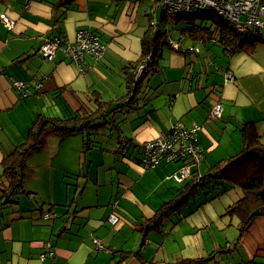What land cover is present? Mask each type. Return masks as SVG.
Listing matches in <instances>:
<instances>
[{
    "label": "crops",
    "instance_id": "0c3cea01",
    "mask_svg": "<svg viewBox=\"0 0 264 264\" xmlns=\"http://www.w3.org/2000/svg\"><path fill=\"white\" fill-rule=\"evenodd\" d=\"M52 1L0 0V13L13 20L10 29L0 20V161L25 138L35 113L59 116L66 110H93L100 102L106 103L116 108L111 116L117 128L111 126L109 132L124 150L117 174L125 188L120 197H114L112 185L109 197L89 201L37 197L45 203L38 216L37 202L34 206L26 197L13 196L11 203L0 208V264H187L209 256L222 264H264V217L253 219L240 234L235 226L238 218L223 215L225 207L240 195L238 188L209 202H201L199 196L190 198L178 213L151 230L143 243L137 230L181 186L171 178L177 163L142 168L139 157L144 141L166 134L177 120L185 126L199 124L203 159L195 168L203 174L240 150L243 122L254 121L264 137V42L249 51L228 53L213 39L179 33L172 36L178 50L172 45L164 47L155 69L146 72L139 88L128 94L124 68L140 55V39L154 0H72L59 9L52 7ZM58 27L66 41H72L79 28L98 32L106 45L100 60L92 62L85 56V70H81L61 50L53 60L44 59L39 47ZM260 35L264 39V30ZM226 72L233 76L231 81H225ZM39 79L42 87L37 91L34 86ZM12 80L29 84V93L21 96ZM218 102L221 113L212 117L209 111ZM101 128L108 127L91 131L90 147L106 150L93 143ZM49 134L40 149L28 155V165L47 159L52 168L57 160L54 167L67 171L72 156L78 167L84 165L80 162L81 134ZM120 139L128 142L120 147ZM24 187L38 196L41 193L28 172ZM49 203L55 206L51 217L44 219L42 213L48 211ZM56 207L64 209L54 212ZM111 213L118 216L115 224L107 220ZM47 241L53 246V256L40 258L47 252ZM225 248L230 251L217 253ZM124 251L131 253L122 258Z\"/></svg>",
    "mask_w": 264,
    "mask_h": 264
},
{
    "label": "trees",
    "instance_id": "16d2710c",
    "mask_svg": "<svg viewBox=\"0 0 264 264\" xmlns=\"http://www.w3.org/2000/svg\"><path fill=\"white\" fill-rule=\"evenodd\" d=\"M71 1L54 0L52 1V7L59 9L61 6L65 7V5L70 4ZM151 8L153 10L147 14L148 26L140 39V55L136 61L128 63L124 68L128 94L130 90L134 93L139 88L146 72L148 73L150 70L155 69L161 58L163 48L171 46L172 42L175 43L171 30L176 29L178 24H183L179 29L180 34L196 39H213L221 44L223 50L228 53L249 51L257 42H264L260 35L261 30L250 28L244 31H237L226 20L209 11L186 15L165 13L159 4V0H154ZM169 19L171 20L170 23L173 24L170 28H168ZM55 32L56 35L65 38L61 28H56ZM98 36L100 37V34ZM176 50H178V45ZM145 61L147 63L136 76L139 64H143ZM135 78L137 79L136 81ZM28 86L29 84H27L26 90H29ZM24 90H18L21 96H24ZM100 103L93 110L82 107L75 111L66 110L59 116H51L43 112L34 114L25 138L16 144L12 150L5 153L0 161V208L6 206L9 202L11 203L12 197L15 195L17 197L24 196L31 200L37 199V192L24 187L28 172L27 158L31 152L40 149L42 140L47 133L55 134L59 137L81 134L83 139L80 153L82 162H80L83 163L87 152L91 149L89 138L91 131L97 130L102 125L107 126L108 129L112 126L113 129V126L118 123L111 116V113L116 108L107 106L106 103ZM113 122L114 125H112ZM116 128L114 129L116 130ZM240 133L242 140L240 150L209 166L203 174H199L195 168L203 159V151L200 144L202 156H200L198 161L194 162L189 157H179L168 162L178 164L174 171L184 165H189L190 175L179 182L175 181V183L181 185L177 192L170 199L161 203L156 210L157 213H155L156 216L154 218L151 217L137 229L140 232L142 243L151 230L159 228L164 218L178 213L190 198L199 196L202 200L201 202H209L226 193L229 189L238 188L240 195L237 200L225 207L223 215L238 218L235 226L240 234L248 229L253 219L259 216L264 217V142L256 130L254 121L243 122L240 127ZM127 142L128 140L126 141L125 139L119 141L120 147ZM141 146L142 144L140 148ZM118 149L121 151L120 148ZM122 151L124 152L123 149ZM140 160L141 150L139 163ZM208 184H211V186H208ZM203 195L204 197H202ZM44 205L45 203H40L38 210L42 211ZM54 206L55 204L53 203L47 205L48 211L42 213L44 219L51 217V211ZM255 210L258 212L255 213ZM45 244L49 246V248H46L47 251H53V246L49 241L45 242ZM219 250L217 249V253L228 252L230 248ZM130 253L131 251H124L122 258L127 257ZM212 261L214 264H222L215 256L193 259L186 263L209 264Z\"/></svg>",
    "mask_w": 264,
    "mask_h": 264
},
{
    "label": "built area",
    "instance_id": "2783aa9c",
    "mask_svg": "<svg viewBox=\"0 0 264 264\" xmlns=\"http://www.w3.org/2000/svg\"><path fill=\"white\" fill-rule=\"evenodd\" d=\"M159 4L165 13L186 15L199 14L203 12H212L226 20L237 31L246 29L264 30V0H159ZM0 20L7 29L12 28L13 20L4 12L0 13ZM172 47L177 49L176 43H171ZM106 45L98 36V33L89 28H79L76 30L73 40L66 41L60 35H53L45 38L39 47V53L46 60H53L58 50H61L69 62L77 63L81 70H85L82 60L85 56L92 62H97L102 57ZM147 62L139 67L137 75L141 68ZM136 75V76H137ZM230 72L225 73V81H231ZM137 80V79H136ZM11 84L17 90H24V96L28 94L27 84L23 81L12 80ZM35 89H41L42 80L35 83ZM221 103H215L209 114L212 117H218L221 113ZM201 126L193 123L190 127H185L181 121H176L170 125L166 134L158 135L148 139L141 146L140 165L145 170L153 169L161 163H168L176 158L189 157L194 162L200 159L201 149L198 141V132ZM190 166L184 165L171 174V178L179 182L189 177ZM47 216V215H46ZM107 220L115 224L118 216L115 213L109 214ZM93 241L103 248L98 238ZM49 248L48 244H45ZM53 251L41 253L40 258L50 257Z\"/></svg>",
    "mask_w": 264,
    "mask_h": 264
},
{
    "label": "rangeland",
    "instance_id": "374dc122",
    "mask_svg": "<svg viewBox=\"0 0 264 264\" xmlns=\"http://www.w3.org/2000/svg\"><path fill=\"white\" fill-rule=\"evenodd\" d=\"M139 7L140 5L138 4L137 9H139ZM170 21L169 19L168 28L173 26ZM182 25L178 24L176 29L171 30L173 37L179 36V29ZM184 41L187 42V38H185ZM113 137L114 134H110L108 128H101V130L97 132V136L93 140V143L95 141L96 144H100L107 149L100 150L98 145H96L95 148H91L86 154V162L84 160L83 166L78 167V164H76L74 160V156H72L71 159L72 163L68 164L66 167L67 171L54 167L58 166L56 165L57 160L54 161L52 168L48 166L47 159H40L37 162L33 161V165H28V169L29 166L31 167V170H28V174L31 175L34 186L41 192L38 197L52 196L62 201L65 200L64 198L67 196L82 197V199L86 201H89V198H91V200H98L101 199V197H109V190L112 185L114 186V197H120L119 194L125 186L119 183L117 172L121 170L122 167L119 159H121L120 153L123 151H119ZM262 141L264 142V137H262ZM112 147H115V150H110ZM135 155L136 153L134 156ZM62 160L63 159L60 158V161ZM80 161L82 162V160ZM63 165L65 164L60 165V167ZM49 175H51V177ZM51 178L54 180L52 183L49 182ZM14 197L17 196L15 195ZM20 198L22 200L25 199L24 196ZM28 201L34 206L35 202H37L36 205L38 207L41 203L39 198L36 200L28 199ZM63 209L62 207H56L54 212ZM35 213L38 216V208H36Z\"/></svg>",
    "mask_w": 264,
    "mask_h": 264
},
{
    "label": "water",
    "instance_id": "95a60500",
    "mask_svg": "<svg viewBox=\"0 0 264 264\" xmlns=\"http://www.w3.org/2000/svg\"><path fill=\"white\" fill-rule=\"evenodd\" d=\"M258 211L257 210H255V213H257Z\"/></svg>",
    "mask_w": 264,
    "mask_h": 264
}]
</instances>
